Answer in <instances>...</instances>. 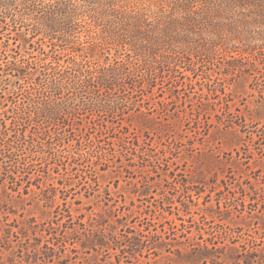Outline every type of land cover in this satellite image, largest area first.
<instances>
[{"label":"rangeland","instance_id":"obj_1","mask_svg":"<svg viewBox=\"0 0 264 264\" xmlns=\"http://www.w3.org/2000/svg\"><path fill=\"white\" fill-rule=\"evenodd\" d=\"M122 1L150 24L138 32L86 19L88 30L71 42L36 32L32 19L0 4V138L25 135L11 154L0 141L2 258L264 264V55L238 40L189 45L181 34L175 50L168 41L148 44L169 0ZM114 61L153 66L152 78L102 95L117 102L113 111H90L72 92L53 96L50 104L66 100L75 111L38 128L31 115L48 102L43 90L57 72ZM35 131L40 147L28 143ZM97 227L104 246L83 249V232ZM54 241L65 244L59 258Z\"/></svg>","mask_w":264,"mask_h":264},{"label":"trees","instance_id":"obj_2","mask_svg":"<svg viewBox=\"0 0 264 264\" xmlns=\"http://www.w3.org/2000/svg\"><path fill=\"white\" fill-rule=\"evenodd\" d=\"M168 2L166 5L165 2L161 3L160 11L165 6H169L170 13L162 14L167 18L154 24L146 41L148 44L159 45L168 41L175 50L178 45L172 43L174 35L181 34L188 39L189 45L194 42H197L198 46L213 43L227 44L238 40L243 51L257 49L259 56L264 55L262 35L264 0H169ZM0 4L6 8L11 6L10 9L19 11L22 17L32 19L36 32L51 39L57 38L69 42L75 40L76 33L87 28L86 19L97 22L96 25L104 26L118 27L127 24L138 32L151 22L148 20L150 16L140 12V9L127 8L122 0H0ZM254 40L259 43L253 44ZM92 63L73 62L71 66H67V70L57 72L56 78L46 84L43 94L47 95L49 100L43 106L36 105L37 108L31 115V118L40 122L38 128L43 127L41 125L43 123L55 122L63 119L64 114H72L75 111L72 102L66 104V100L50 104L53 96L72 92L79 98L81 105L90 111H113L117 102L107 101L102 95L108 96L123 91L126 84H130L131 88L140 87L145 80L149 82L152 78L149 71L153 66L143 69L138 63L126 61H114L103 65ZM34 134H30L28 141L31 147L39 144L37 138L40 137V132L35 131ZM7 138L6 135L0 138L1 145L4 152L11 154L13 149L22 148L25 135L21 134L16 141ZM80 225L82 229H86L84 223ZM10 227L8 226V232H14L15 237H19L17 231H12ZM65 227L70 228L72 225ZM29 229L30 227H24L19 229V232L27 234ZM87 231V234L83 232L86 236L85 241L81 242L83 249H94L97 244L104 246L106 238L103 228L97 227L95 230L89 228ZM90 236H98L99 239L95 243ZM89 240L92 243H87ZM58 243L54 241L53 244L58 246L55 254L59 258V253H64L65 244L64 241ZM44 247L50 252L43 253V256L49 258L48 261L51 262L54 255L53 247L47 246L46 243ZM31 252L33 255L36 254L34 249ZM14 260L15 258L8 256L5 261L0 254V264H16ZM44 264L48 262L44 261Z\"/></svg>","mask_w":264,"mask_h":264}]
</instances>
